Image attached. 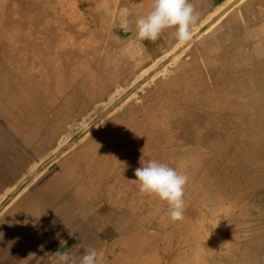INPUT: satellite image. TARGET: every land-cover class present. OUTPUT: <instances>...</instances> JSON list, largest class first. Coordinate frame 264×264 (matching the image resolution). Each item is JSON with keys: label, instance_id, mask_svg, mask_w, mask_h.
<instances>
[{"label": "rangeland", "instance_id": "obj_1", "mask_svg": "<svg viewBox=\"0 0 264 264\" xmlns=\"http://www.w3.org/2000/svg\"><path fill=\"white\" fill-rule=\"evenodd\" d=\"M247 4L264 29V0H233L150 57L127 39L144 0H0V264L39 260L31 223L60 200L74 234L97 208L131 220L116 248L89 242L101 264H264V64L232 65L224 48ZM150 160L188 175L182 221L139 192ZM66 234L57 225L55 253Z\"/></svg>", "mask_w": 264, "mask_h": 264}, {"label": "crops", "instance_id": "obj_2", "mask_svg": "<svg viewBox=\"0 0 264 264\" xmlns=\"http://www.w3.org/2000/svg\"><path fill=\"white\" fill-rule=\"evenodd\" d=\"M147 2V6L150 10L152 9V3L153 0H144ZM233 0H190L191 3H193L195 11L199 13V19L197 23L193 26V28L201 24V22L207 18L216 17L218 15V12L221 13L224 11L226 7L229 9V5L232 3ZM221 9V10H220ZM218 11V12H217ZM217 12V13H216ZM147 13V9H146ZM225 11L223 12V14ZM217 14V15H215ZM221 14V16H223ZM236 12L230 11V13L227 15L229 21H226L224 23L223 29L225 32V45L224 48L229 50V58H230V64L232 65H261L264 64V29L259 30V26L261 23L259 20H254L257 18H260V16L255 15L254 13L250 14V6L242 5L240 14ZM146 15V14H145ZM239 16L241 17L240 20V27L237 25H233V19H238ZM251 18V19H250ZM192 28V29H193ZM222 29V30H223ZM230 30V32H229ZM136 32V31H135ZM135 32H132L130 34V37H128V40H135L134 44L139 43L140 49L145 48L150 53V57L153 54H158L164 49H170L171 43L174 41V30L168 29L165 30L161 37L155 41H138L135 36ZM121 42V39L118 38ZM136 47V46H135ZM154 52H150V51ZM53 204V207L51 205L48 207V211H43V214H40L36 217V219L31 223L34 227L37 226L39 229H36L34 231V236L36 235L37 238H33V241L37 240L39 246L34 247V253L32 255V258L38 257L39 260H33V264H57L58 257L53 261L51 260L53 258V255L56 252V248L53 249L51 247V242L55 241V233L57 225L61 224L64 225L65 230H68V234L65 235V237L61 240L58 248H62L64 245L68 244L70 245L69 248H72L74 245L82 244L83 247L79 249L73 248V252L77 254H82L86 249L90 248V241L99 242L104 241L106 243V246L103 245V247H111L114 248L117 247L119 243L124 241L125 239H129L133 234L130 232L133 230L134 227H131V220L125 219V218H119L116 217L115 214L112 218L107 217L106 214L103 212H100V209H96L97 215H99L97 218H94V216H88L86 218H81L79 223L80 225H85L83 231L84 233H81V235H78L77 233L74 234L71 227V220H73V207L71 208L70 212L67 213V215L64 218L58 219L54 216V208L55 204ZM52 208V209H51ZM63 220V222H62ZM59 222V223H58ZM30 224V223H29ZM43 226V229H42ZM47 227V228H45ZM34 230V229H33ZM43 230L45 231V242L48 244L46 245L44 249V253H41V240H40V232ZM3 229H0V242L6 241V235ZM96 237H92V236ZM4 236V237H3ZM75 236V237H74ZM92 237V238H91ZM3 243L1 244L3 246ZM0 247L2 248V246ZM68 248V249H69ZM35 250H37V254H35ZM100 252V250H99ZM98 252V253H99ZM102 253V252H101ZM100 254V253H99ZM40 258H44V260H41Z\"/></svg>", "mask_w": 264, "mask_h": 264}, {"label": "clouds", "instance_id": "obj_3", "mask_svg": "<svg viewBox=\"0 0 264 264\" xmlns=\"http://www.w3.org/2000/svg\"><path fill=\"white\" fill-rule=\"evenodd\" d=\"M127 8L120 12L119 27L128 31L131 20ZM199 19L190 0H153L152 9L135 19V36L138 41H157L165 30L173 29L176 41L185 44L192 40V28ZM138 190L141 194L155 195L168 205V214L173 222L184 219L185 186L189 177L175 168L156 160L135 170ZM63 241H61L62 243ZM64 243V242H63ZM82 244L74 245L66 251H58L57 264H101L95 248H88L82 254L73 252Z\"/></svg>", "mask_w": 264, "mask_h": 264}, {"label": "bare ground", "instance_id": "obj_4", "mask_svg": "<svg viewBox=\"0 0 264 264\" xmlns=\"http://www.w3.org/2000/svg\"><path fill=\"white\" fill-rule=\"evenodd\" d=\"M114 1H115V0H114ZM36 2H38V0H36ZM111 4H112V3H111ZM113 6H114V5H113ZM220 10H221V9H220ZM217 12H218V11H217ZM217 12H216V13H217ZM218 15H219V12H218ZM218 15H217V16H218ZM220 16H221V15H220ZM218 18H219V17H218ZM206 20H207V19H206ZM213 21H214V20H213ZM213 23H214V22H213ZM192 30H193V29H192ZM194 32H195V31H194ZM194 32H193V33H194ZM197 36H198V35H197ZM147 70H148V69H147ZM151 70H152V69H151ZM145 71H146V70H145ZM145 71L141 73V75H140L141 77H143V75L145 74ZM148 72H149V71H148ZM148 72H147V73H148ZM150 75H151V74H150ZM144 76H145V75H144ZM147 78H148V77H147ZM149 78H150V77H149ZM149 78H148V79H149ZM151 78H152V77H151ZM131 93H132V92H131ZM108 95H109V94H108ZM111 100L113 101V99H111ZM115 102H116V101H115ZM122 102H123V101H122ZM111 103H112V102H111ZM113 103H114V102H113ZM120 103H121V102H120ZM110 105H111V104H110ZM105 106H106V105H105ZM120 106H121V104H119V107H120ZM108 107H110V106H108ZM97 110H98V108H96L95 111H97ZM113 110H114V109H113ZM96 113H97V112H96ZM100 113H101V112H99L98 114L101 115L102 113H101V114H100ZM96 115H97V114H96ZM99 117H100V116H99ZM92 118H93V117H92ZM73 121H74V120H73ZM87 122H88V121H87ZM87 122H84V123H87ZM83 125H84V124H83ZM68 133H69V132H68ZM68 138H69V137H68ZM67 140H68V139H67ZM67 140H66V141L64 140V141L67 142ZM80 140H81V139H80ZM63 143H64V142H63ZM76 143H77V142H76ZM58 144H60V143H58ZM58 144H57V145H58ZM64 144H65V143H64ZM57 145H56V147H57ZM43 146H44V145H43ZM59 147H60V145H59ZM68 148H69V147H68ZM56 150H57V149H55V151H56ZM63 152H64V151H63ZM33 178H34V177H33ZM72 197H74V196H72ZM55 199H56V197L53 198L52 202H54ZM74 199H75V200H78V199H80V197H79V196H75ZM49 203H50V202H49ZM58 204H59V205H58ZM62 204H63V203H62L61 200H60L56 205H57V206H61ZM56 205H55V208H54V215H55V213L58 211ZM37 208H38V207H37ZM39 209H40V207H39ZM42 210H43V209H42ZM40 211H41V209H40ZM38 214H39V213H38ZM40 214H41V213H40ZM55 216L57 217L58 215H55ZM210 225H211V224H210ZM203 228H204V227H203ZM211 228H212V227H211ZM211 228H210V229H211ZM210 236H211V235H210ZM211 237H212V236H211ZM201 238H202V237H201ZM187 246H188V245H187ZM137 254H138V253H137ZM140 254H141V253H140ZM142 254H143V253H142ZM142 261H143V260H142ZM199 263H200V262H199Z\"/></svg>", "mask_w": 264, "mask_h": 264}]
</instances>
